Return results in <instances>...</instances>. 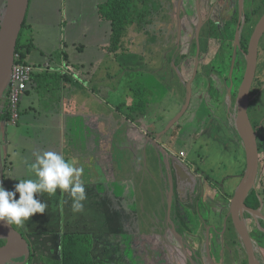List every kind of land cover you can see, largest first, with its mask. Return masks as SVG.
Returning a JSON list of instances; mask_svg holds the SVG:
<instances>
[{
  "label": "crops",
  "instance_id": "0c3cea01",
  "mask_svg": "<svg viewBox=\"0 0 264 264\" xmlns=\"http://www.w3.org/2000/svg\"><path fill=\"white\" fill-rule=\"evenodd\" d=\"M106 2H30L22 48L26 60L38 70L22 98L17 124L0 119V181L7 190H13L19 180L34 179L29 165L35 160V154L55 151L61 153L66 161L75 162L77 167L83 168L81 181L87 200L84 212L73 214L72 202L67 194L61 195L59 190L50 198L43 194L41 198L48 204L45 215L37 214L20 227L25 234L62 236L87 233L135 237L140 234V200L145 203L148 198H153L150 195L164 189L169 195L171 187L175 201L185 200V193L199 199L200 191L195 193L197 185H193L194 181H200L205 184V190L203 199L198 200L199 210L207 221L209 232L211 229L215 233L222 228L225 213L223 208H213L218 192H221L217 186L218 167L215 165L219 153L208 142V132L212 129L205 126L208 120L200 124L198 113L203 108L202 101L193 94L190 107L181 118L185 121L180 120L165 133L185 106L184 83L172 80L165 67L149 69L145 63L140 64L136 59L135 45L128 53L118 57L103 49L112 36L111 22L102 20L100 14V8ZM41 27L59 29V43L53 45L49 36L42 37L43 34L38 31ZM46 62L53 63V68L57 70L44 69ZM156 74L161 79H155ZM168 97L173 103L170 110L167 107L170 103L167 104ZM124 105L132 109L133 114L124 116L121 111ZM137 106H140L139 110H136ZM190 111V118H185ZM10 124L15 131H11ZM190 125L197 128L193 129ZM185 127H188L189 134L195 132V135L189 136L190 141L178 138L181 135L179 131ZM22 129L35 131L33 134L24 132L28 138L22 141ZM90 138L96 151L90 150ZM105 141L108 142V150H103ZM126 142L129 143V151L125 150ZM198 155L207 158L202 169L204 167L208 172L203 176L196 170L199 169L196 163ZM169 157H173L172 163ZM161 173L166 176L160 177ZM6 180L10 183L8 187ZM237 180L229 181L231 188L235 186L233 193L242 178L238 183ZM165 181L168 183L163 188ZM230 194H223L221 199L224 203L234 197ZM188 220L184 218V225L191 224L192 221ZM216 238V233L212 234L210 241L213 249ZM200 257L202 264H206L205 256L200 254ZM212 258L215 264H233L232 260L224 262L214 256Z\"/></svg>",
  "mask_w": 264,
  "mask_h": 264
},
{
  "label": "rangeland",
  "instance_id": "374dc122",
  "mask_svg": "<svg viewBox=\"0 0 264 264\" xmlns=\"http://www.w3.org/2000/svg\"><path fill=\"white\" fill-rule=\"evenodd\" d=\"M141 1H145L144 4L145 8H143L145 22L144 24H139V26L145 28V31H149V32L151 31L152 35L151 37H148L146 32L144 34L139 33L138 35H135V33L133 32L137 30L136 28L137 26H136L133 28L131 27V29H133V32L131 34L130 31L129 36L131 37L132 35L131 38L135 42H137L134 47L136 48V56H137L136 59L138 60V62H140V64L143 63H145L146 65L149 64L150 65L149 68H156L161 64H165L164 60H166L165 59L166 52L172 50L175 47L176 43H179V38L181 35V20L182 22L183 20H185L184 18L186 14L184 12V9L188 1L187 2H185L186 0H141ZM195 1L198 2V0ZM214 1L215 0H213V2ZM139 3L141 4L142 2ZM248 6L252 8L253 7L252 2L248 4ZM188 8L186 10H188ZM141 11L142 9L140 10V12ZM190 18L192 20L191 14H190ZM216 18L219 22L218 23L219 31L220 33H222L223 27L225 26V20H224L225 17L224 16L221 17L220 15H217ZM154 20H156V22ZM158 20L166 24H169L171 22L177 25V29L179 32L177 33L176 27H173L172 25L164 26ZM197 25L199 28L197 29L196 42L194 43L193 47H195V45H197L198 43V35H199L198 32L201 26L200 21ZM38 31H40L43 34L42 37L49 36L50 37L49 41L51 42V44L54 45L55 43H59L58 40V38L60 37L59 29L41 27L39 28ZM251 34H252V29L249 26L247 28V31L244 33L245 41L246 40L249 41ZM38 42L39 44L41 43L39 41V38H38ZM207 42L208 44H206V38H205L203 42V47L200 49L201 56H203L202 61L205 59L202 62L203 68L201 72V78L192 80L194 79V73H195L194 69L197 58L196 51H191L189 57H187L186 59L184 60L181 59V61L179 60L180 65L178 64V66L174 61L170 63L167 66V72L173 73L174 70L175 74H177L181 78L182 84L184 83L183 85H185L184 90L185 89L187 90V94H186V90L184 91L185 93V96H183L184 100H187L188 92L189 89L191 88L192 95L195 94V96L199 97L200 101H202L201 106L203 108L199 110L198 113L200 114V119H201L200 124H204V122L208 120L205 123V126L206 127L209 126L212 129H210V132H208L211 138L207 137V139L208 142H210L212 146H214L213 148H215L216 151H218L219 153L217 155L218 162H216L215 165H217L218 167L216 169V173H217L216 177L218 182L220 183V184L218 183L217 186L221 190V192H218L219 197L215 202V207L213 208H215L216 210L223 208L224 212L226 213L229 211L228 208L230 207V203L233 198L231 200L227 199V204L226 202L224 203L221 198H223L224 193L229 194L230 192L231 194L229 196H233L235 194L233 193L235 186L231 188L229 181L238 178V180L236 181L238 183L240 178L242 179L244 178V172L246 170V156H245V151L242 148L241 142L239 141L240 139L237 135V132L233 126V122L228 116V104L231 101L230 90L229 88H227L225 81L221 77L215 74H210L209 70L207 69V66L209 65L211 59L214 58V55L216 54V51L219 46L218 44L220 43L218 40H216L215 37L214 39L211 40L208 39ZM186 45H185V49L187 48ZM208 52H209V56L208 58H206L205 55ZM170 56L174 59L176 58L174 57L173 54H171ZM174 77L175 75H173L172 80L174 79V81H177ZM154 78L159 79L160 76L156 74ZM260 78L262 79V81H264V69L260 72ZM212 82L214 84V88L211 87ZM210 89L215 90L218 93V95L222 99H224V103L220 107H217L216 103L209 95ZM174 96H176L175 93ZM171 99H172L171 97H168L167 104L171 101ZM170 103L167 106L169 107V110L173 106L172 105L173 103L171 104ZM260 105L262 109L264 107V99L258 96V99L255 100V102L253 103V111H252V118L254 120L253 123L255 124L254 127L256 129L258 126H260L262 121L261 119H263L264 116V112L260 109ZM131 110L132 109L124 105L121 111L124 116L125 115L129 116L133 114ZM191 115L192 112L190 111L188 112L185 118H190ZM184 121L185 120H183L182 122ZM10 125L11 126L9 127L11 131L12 132L15 131L13 125L12 124ZM193 127L197 128L195 125H193ZM25 129L27 128H24V130ZM187 129L188 127H185L184 130L179 131L182 136L180 135L178 136V138L181 137L184 140L190 141L191 137L189 136L192 134L195 135V132L192 130L193 132L189 134ZM24 130L22 129L21 131L22 133L20 138H22V141H25L28 138L27 137L28 135L24 136L23 134L24 132L25 134L27 133L33 134L35 131L34 130L28 132ZM212 132L214 133L211 136ZM171 134L172 133L168 135V138H170ZM204 142L206 141L204 140ZM89 143L91 146L90 150L96 151L95 150L96 148L93 147L92 145V138H90ZM103 147L104 149L101 147V150L102 149L108 150L109 149L108 142L105 141V145H103ZM129 148H130L129 143L126 142L125 150L129 151ZM185 149H187V147ZM238 149H240L239 150L240 152H238ZM199 150L200 149H198L197 152L200 154ZM201 153H203V150ZM169 155L173 156L171 153H169ZM170 160L172 163L174 161L173 157ZM200 160H201L200 156L198 155L196 159L197 161L196 163L199 164L200 162H203ZM125 161H128V159H126ZM124 164L125 162L121 163V165ZM213 170H215V167H213ZM122 171L123 170L121 169V172ZM125 171L128 170H124V172ZM162 173L160 177H163L164 175L166 176V174H162ZM166 182L168 183V181L163 182L164 183L163 188L165 187ZM6 184L8 187L10 184L9 180H6ZM196 185L198 189L197 188L195 189V193L201 190V188L199 189L200 181L198 182L194 181L193 186L195 187ZM255 187L259 191L260 200L264 212V189L262 185L258 183V181ZM164 190H162V192L157 194L152 192L154 194L150 196H152L153 198L151 200L148 198V200L145 201V203L144 200L139 201L140 203H142L138 214L141 224L140 234L138 233L137 236L131 238H125L122 236L120 238L115 235H112V237L107 236L105 239L103 238L104 242H101V244H105L106 246L105 248L107 249V251H103V253L104 255H106L109 264H202L203 259L200 257V254L204 255L208 253L209 250L208 243L210 242V239L212 237V230L210 229L209 232L207 221L201 216L198 206V200L203 199L204 191L201 190L199 199L198 197L196 198L195 195L192 197L190 195H187V193H185L187 191H184L183 192L185 193L184 196H186L185 200L175 201V199H173L174 196H172V193H174V189L171 187V189L169 190L170 192L169 195H167L166 191ZM227 205L229 207L226 208ZM262 208L260 209L259 213H261ZM181 213H183L182 214L183 216L181 215ZM184 218L192 221L189 226L187 224L184 225L183 223L185 222L183 221ZM255 220H256L255 218H249L248 220L251 229L254 228ZM189 230H191L192 232H190ZM91 235L94 236V234ZM97 236H101V235L98 234ZM204 239H206L205 240L206 243H204L203 247H201V243H203ZM225 240H226V245L231 244L229 235H226ZM214 243H215V248L219 251V249L222 248L221 241L217 239L214 240ZM198 244H199L198 246L199 249L197 248ZM204 248L207 250L206 253L203 252ZM215 258L217 260L222 259L221 255L218 254V252L215 254Z\"/></svg>",
  "mask_w": 264,
  "mask_h": 264
},
{
  "label": "flooded vegetation",
  "instance_id": "af4514ba",
  "mask_svg": "<svg viewBox=\"0 0 264 264\" xmlns=\"http://www.w3.org/2000/svg\"><path fill=\"white\" fill-rule=\"evenodd\" d=\"M185 2H187L185 5L186 7L184 9V12L186 15L184 18L185 20H183V22L181 20L180 38L178 36L179 43H176L175 47L172 50H169L166 52V55H165L166 60H164L165 64H161V65H159V67H165V69H167V66L170 63H172L173 61L178 66L179 60L181 61V59H180L181 54H187V56L185 58H182L184 60L187 57H189L191 51H196L197 58H196L195 69H194L195 73H194V79H192V80L201 78V72H202V68H203L202 62L205 59L202 61L203 56H201L200 49L203 47V42H204L205 38H206V44H208L207 40L208 39L209 40L214 39V37H215L216 40H218L220 44H218L219 46H218V49L216 51V54L214 55V58L211 59L209 65L207 66V69L209 70L210 74H215V75L221 77L225 81V84L227 86V81L225 80V78L220 76L214 69V61H215L214 59H216L217 56L221 55V52L223 50V46L225 44H228V43H232V46L234 47V52L235 51L238 52L236 54L238 61H239V59L241 60V58H243L242 56H244V55H245L244 58L246 59V54L248 53V48L250 45L251 38H252L259 22L264 17V0H215L214 2H213V0H198V2H196L195 0H186ZM251 2H252V6H253L252 8H250L248 6V4H250ZM187 8H188V10H186ZM190 14L192 15V20L190 18ZM217 15H220L221 17L222 16L225 17L224 18L225 26L223 27L222 33H220L219 28H218L219 22L216 18ZM0 16H1V11H0ZM156 20H154V21L156 22ZM158 21L160 23H162L164 26L172 25L173 27H176V29H177V25H175L171 22L169 24H166V23L161 22L160 20H158ZM199 21L201 23V26H200V29L198 32L199 33L198 43H197V45H195V47H193L194 43L196 42L197 29L199 28L197 24L199 23ZM249 26L252 29V34L250 36L249 41L248 40L245 41L244 33L247 31V28ZM178 32L179 31L177 29V33ZM203 32H204V34H203ZM151 35H152L151 31L150 32L148 31L147 36L151 37ZM232 36H233V38H232ZM186 44H189V45H186ZM185 45L187 46L186 49H185ZM171 54H173L174 57H176V58L175 59L172 58L170 56ZM263 55H264V35L261 38L260 43H259V59H258L257 73H256V78H255L253 86H252L251 96H250V107H251V109L249 108V115H250V119H251L253 126H255V124L253 123L254 120L252 118L253 103L255 102V100L258 99V96H260L264 99V81H262V79L260 78V72L264 69V57H263ZM205 56H206V58H208L209 52ZM169 58H171V59H169ZM147 66L149 67L150 65L147 64ZM238 67H239V63H237L235 68L238 69ZM149 69H151V68H149ZM153 69H155V68H153ZM170 75H172L171 78L173 77V75H175L174 78L178 82H181V78L177 74H175L174 70H173V73L170 72ZM184 87H185V85H184ZM211 87L214 88L213 82H212ZM227 88H228V86H227ZM211 90L212 89H210L209 94H210ZM186 94H187V90H186ZM263 108L261 109V105H260V109L264 112ZM250 110H252V111L250 112ZM228 116H229V113H228ZM229 118H230V116H229ZM261 120L262 121H261L260 126H258L257 129L255 127L254 128H255L256 133H257L259 158H260L259 175H258L257 181L260 185H262V187L264 189V116H263V119H261ZM205 158L206 157H203L201 155L200 161H203V162H200L198 164L199 169H196L197 172L199 171V173H201L202 176H203V174L208 172V171L204 170V167L202 169L204 162H206ZM203 159H205V160H203ZM202 183H200L199 189L201 188V190L204 191L205 190V186H204L205 184H202ZM254 189L256 190V196L259 200L260 207L257 209H253L254 201L251 197V193H250L248 199L246 200V205L252 210L260 211V209L262 208V204H261V200H260V194H259V191L256 187ZM201 190H200V193H201ZM229 213H230V210L228 212H226L225 215H223V221L224 222L222 224V228L215 232L216 236L218 237V239L222 243V245H221L222 248L219 249V251L216 248L213 249L211 247V241H210L208 243L209 244V250H208L209 255H208V253H206L207 250L205 248L203 249L204 250L203 252L206 253V254H204V256L206 258L205 259L206 264H214L212 256L215 257V254L217 252H218V254L221 255L222 260L224 262L232 260L233 264H251L247 247L245 246L243 240L239 237V235L235 229V226L233 224V219L229 215ZM260 215H262V216H259V215L253 216V215H251V213L245 211L244 215L242 216V220L246 224L247 229L250 233L252 242H253L255 256L257 258L256 264H264V212H263V208L261 210ZM228 216H229V218H228ZM249 218H255L256 219L253 229H251V227L248 223ZM231 223L233 224L234 231L236 233L235 237L238 236L237 237L238 241L237 242L236 241L231 242V244L226 245V240H225L226 235L231 236V233H232ZM189 231H191V230H189ZM215 233L213 232L212 234H215ZM231 239L232 238L230 237V240ZM203 245L204 244L201 243V247H203ZM19 262H22V260L18 261V263Z\"/></svg>",
  "mask_w": 264,
  "mask_h": 264
},
{
  "label": "water",
  "instance_id": "95a60500",
  "mask_svg": "<svg viewBox=\"0 0 264 264\" xmlns=\"http://www.w3.org/2000/svg\"><path fill=\"white\" fill-rule=\"evenodd\" d=\"M31 0H1L0 1V106L6 100L7 90L11 81L15 55L20 34L27 20ZM264 35V17L259 22L246 54V70L241 84L235 114V130L243 146L246 156V170L230 203L229 215L233 224L247 247L251 264L257 263L253 242L246 224L242 220L244 212L260 215L259 211L250 209L246 205L251 191L255 188L259 175L260 158L256 130L249 115L251 90L256 78L259 43ZM231 93V92H230ZM192 101L191 88L185 106L179 115L170 123L165 133L177 124L187 113ZM229 218V216H228ZM0 238L6 241L0 247V264H25L30 258L31 249L28 241L13 225L5 226L0 223ZM22 260V262H19Z\"/></svg>",
  "mask_w": 264,
  "mask_h": 264
},
{
  "label": "trees",
  "instance_id": "16d2710c",
  "mask_svg": "<svg viewBox=\"0 0 264 264\" xmlns=\"http://www.w3.org/2000/svg\"><path fill=\"white\" fill-rule=\"evenodd\" d=\"M144 4L145 1L141 0H107L100 8L102 20H107L112 24L111 41L107 46L103 47L105 51L118 57L121 54L128 53L131 50V46L137 43L131 38L132 35L131 37L129 36V32L131 31L130 33L132 34L133 29H131V27L137 26V30L133 32L135 35L145 33V28L139 26V24H144ZM141 9L142 11L140 12ZM26 26L27 22L24 23L16 51L17 53H21L23 58H26V54L23 52L22 48L23 31ZM237 53L236 51L234 52L232 43H228L223 46L221 55L214 59L215 71L225 78L231 92L228 113L234 128L237 98L246 70L245 55L238 61L236 56ZM186 56L187 54H181L180 59ZM237 63H239L238 69L235 68ZM212 90L210 95L217 106L220 107L224 103V99H222L215 90ZM137 109L139 110L140 106H137L136 110ZM251 111L252 110H250V112ZM0 119L10 120L6 100L3 101L0 106ZM251 197L254 201L253 209L259 208L260 203L256 196L255 189L252 190ZM13 226L28 241L31 249L30 258L25 264H109L106 255L103 253V251H107L105 248L106 246L105 244H101L107 236H92L87 233H70L62 236L49 233L25 234L20 229V226L15 224H13ZM231 230L232 233L230 237L232 239L230 242H237L238 236L235 237L236 233L232 223ZM5 243L6 241L0 238V247L4 246Z\"/></svg>",
  "mask_w": 264,
  "mask_h": 264
},
{
  "label": "clouds",
  "instance_id": "9594fccd",
  "mask_svg": "<svg viewBox=\"0 0 264 264\" xmlns=\"http://www.w3.org/2000/svg\"><path fill=\"white\" fill-rule=\"evenodd\" d=\"M29 168L35 178L19 180L13 190H7L0 181V223L23 226L33 216L45 215L48 204L41 197L47 194L50 198L58 190L70 198L73 214L84 212L87 194L81 181L82 167L66 161L61 153L46 151L35 154Z\"/></svg>",
  "mask_w": 264,
  "mask_h": 264
},
{
  "label": "built area",
  "instance_id": "2783aa9c",
  "mask_svg": "<svg viewBox=\"0 0 264 264\" xmlns=\"http://www.w3.org/2000/svg\"><path fill=\"white\" fill-rule=\"evenodd\" d=\"M53 63L46 62L44 69L55 71ZM64 64L62 65V71ZM38 70L35 65L30 64L21 53L15 55V64L13 66L11 81L7 90V111L10 115L9 123L17 124L20 119V104L29 84L32 81L33 74ZM59 70V69H58Z\"/></svg>",
  "mask_w": 264,
  "mask_h": 264
},
{
  "label": "bare ground",
  "instance_id": "6f19581e",
  "mask_svg": "<svg viewBox=\"0 0 264 264\" xmlns=\"http://www.w3.org/2000/svg\"><path fill=\"white\" fill-rule=\"evenodd\" d=\"M173 225V224H172ZM180 229V228H179Z\"/></svg>",
  "mask_w": 264,
  "mask_h": 264
}]
</instances>
